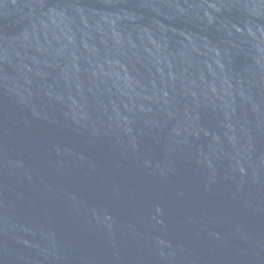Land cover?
Wrapping results in <instances>:
<instances>
[{"label":"water","instance_id":"1","mask_svg":"<svg viewBox=\"0 0 264 264\" xmlns=\"http://www.w3.org/2000/svg\"><path fill=\"white\" fill-rule=\"evenodd\" d=\"M0 264H264V0H0Z\"/></svg>","mask_w":264,"mask_h":264}]
</instances>
